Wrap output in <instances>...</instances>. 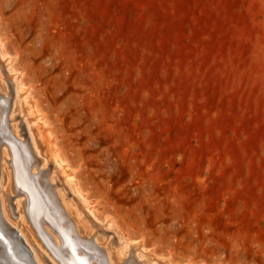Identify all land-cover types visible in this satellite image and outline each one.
Returning <instances> with one entry per match:
<instances>
[{
	"label": "rangeland",
	"instance_id": "rangeland-1",
	"mask_svg": "<svg viewBox=\"0 0 264 264\" xmlns=\"http://www.w3.org/2000/svg\"><path fill=\"white\" fill-rule=\"evenodd\" d=\"M0 38L44 151L120 236L169 264H264V0H0Z\"/></svg>",
	"mask_w": 264,
	"mask_h": 264
},
{
	"label": "bare ground",
	"instance_id": "bare-ground-1",
	"mask_svg": "<svg viewBox=\"0 0 264 264\" xmlns=\"http://www.w3.org/2000/svg\"><path fill=\"white\" fill-rule=\"evenodd\" d=\"M0 56V264H43L30 241L31 237L37 242L29 223L60 264H169L120 236L112 219H101L89 208L83 190L72 183L68 163L54 147L52 154L44 151L37 138L28 113L36 115L41 129L47 127L1 38ZM11 191L25 196L14 200L19 223L9 217L8 210L14 207ZM94 226L103 233L113 232L118 246L97 236Z\"/></svg>",
	"mask_w": 264,
	"mask_h": 264
},
{
	"label": "water",
	"instance_id": "water-1",
	"mask_svg": "<svg viewBox=\"0 0 264 264\" xmlns=\"http://www.w3.org/2000/svg\"><path fill=\"white\" fill-rule=\"evenodd\" d=\"M13 230H15V228L14 227H12V226H10ZM24 246H25V243H24ZM26 247V246H25ZM49 264H51L50 262H49Z\"/></svg>",
	"mask_w": 264,
	"mask_h": 264
}]
</instances>
